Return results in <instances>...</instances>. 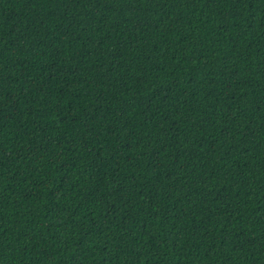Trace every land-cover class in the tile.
<instances>
[{
	"label": "trees",
	"instance_id": "1",
	"mask_svg": "<svg viewBox=\"0 0 264 264\" xmlns=\"http://www.w3.org/2000/svg\"><path fill=\"white\" fill-rule=\"evenodd\" d=\"M0 264H264V0H0Z\"/></svg>",
	"mask_w": 264,
	"mask_h": 264
}]
</instances>
